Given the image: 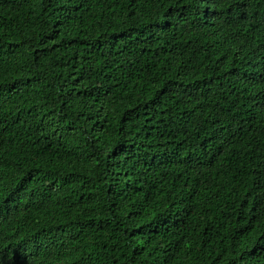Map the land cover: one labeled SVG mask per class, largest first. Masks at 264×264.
<instances>
[{"label":"trees","instance_id":"trees-1","mask_svg":"<svg viewBox=\"0 0 264 264\" xmlns=\"http://www.w3.org/2000/svg\"><path fill=\"white\" fill-rule=\"evenodd\" d=\"M0 264H264V0H0Z\"/></svg>","mask_w":264,"mask_h":264}]
</instances>
